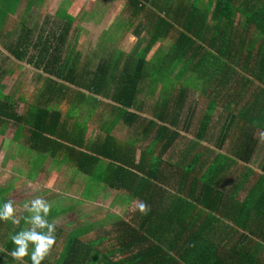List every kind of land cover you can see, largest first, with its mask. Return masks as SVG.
<instances>
[{"label": "trees", "instance_id": "1", "mask_svg": "<svg viewBox=\"0 0 264 264\" xmlns=\"http://www.w3.org/2000/svg\"><path fill=\"white\" fill-rule=\"evenodd\" d=\"M34 1L40 0H26L25 8ZM126 2L140 12L131 13L133 18L154 17L143 24L133 52L113 49L101 58L93 51L85 57L83 47H74L75 39L61 57L74 17L58 8L64 23L53 25L52 38L32 40L31 28L24 24L11 43L18 61L32 57L47 74L34 97L20 95L25 104L21 112L13 111L7 96L0 97L2 120L11 118L16 124L13 139H22L33 155L42 157L36 170L49 158L91 177L96 183L90 195L102 186L127 191L124 211L131 212L129 219L114 221V229H98L88 239L81 235L90 224L68 231L63 250L54 254L50 249L41 264H264L259 247L264 244V178L255 186L254 201V190L238 202L219 189L230 156L248 162L258 143L253 131L264 132V0ZM18 3L13 1L15 7ZM160 41L164 49L156 45ZM30 46L39 47L33 56H28ZM190 91L206 104L190 141L193 152L186 161H173L167 152L181 131L189 132L191 107L184 121L179 113ZM108 95L111 104L99 98ZM101 105L110 108L111 119L101 123L103 135L89 138L88 122ZM217 106H225L226 122L211 147L206 132ZM118 122L135 128L124 140L110 133ZM231 125L234 132L225 143ZM195 144L201 149L194 151ZM172 182L176 192L161 203L159 197L164 192L167 197ZM138 201L145 203L144 213L136 208ZM39 232L46 234V227ZM52 234L61 240V231L55 228ZM10 259L11 264H31Z\"/></svg>", "mask_w": 264, "mask_h": 264}, {"label": "rangeland", "instance_id": "2", "mask_svg": "<svg viewBox=\"0 0 264 264\" xmlns=\"http://www.w3.org/2000/svg\"><path fill=\"white\" fill-rule=\"evenodd\" d=\"M14 0H7L9 2L6 3L5 0H0V36L3 34V28L8 24L5 22V15H13V11L15 12L16 7L13 4ZM26 0H19V5L17 8V13L15 15V22H13L11 28L14 30L12 37L10 40L14 38L15 35H18L22 32L23 25L26 24L31 28V34L29 38L32 40H45L44 37H51V31L53 25L55 23L63 24V19L57 15L56 9L63 12L64 10L69 12L73 17L74 21H72L71 29L66 37L65 44L62 48L59 49L60 56L64 57L66 50L72 46V43L76 39V44L74 47H83L84 54L81 56L87 57L90 54L92 56V52L96 51L98 54H101V58L108 56L109 54H113V49H120L123 52H133L138 48V41L144 33V23L151 24V20L144 21H135L132 18V14L130 13V8L127 5L126 0H40L32 2L29 9L25 8ZM28 10V11H27ZM15 14V13H14ZM25 16V21L23 18ZM6 32V31H5ZM11 34V33H9ZM165 39H164V42ZM160 48L164 49L166 46L161 43H157ZM114 46V47H113ZM66 49V50H65ZM87 49V50H86ZM39 50V47L30 46L28 50V56H33ZM153 52H156L158 48L154 45L151 49ZM96 52L93 53V56L96 57ZM68 53V52H67ZM106 53V55H105ZM4 56L10 57L9 54H5L3 51H0V58ZM86 59V58H85ZM92 59V57H90ZM34 58H30V61L27 59L21 60L20 62L10 63L9 59L2 63V67L0 65V79L12 80V84L7 82L6 84L0 87V97L2 95H10L9 96V104L12 105V109L15 112H21L23 110V106L25 105L22 100L19 98L22 96H35L36 89H39L40 81L45 77L46 74L42 73L40 68H37L33 64ZM82 60L78 66L82 65ZM96 60L93 59L91 62L92 66L95 64ZM12 64V65H11ZM5 65H8L5 66ZM7 67V72H5V68ZM75 72L78 70L77 66H74ZM16 78L18 84L14 83L13 79ZM5 83L6 81H2ZM43 82V81H42ZM66 83V82H64ZM142 90L145 89L144 83L141 85ZM3 93V94H2ZM74 92L69 93V95H74ZM73 97V96H72ZM70 97V98H72ZM193 97L194 102L191 100ZM17 98V100H16ZM76 98V97H74ZM104 102H112L108 97L103 98L99 96ZM137 103H140L143 99V92L137 95ZM31 98L30 101H32ZM189 100H191L189 102ZM152 102V101H149ZM192 103V105H191ZM206 104L205 98L201 97L197 92L190 91L188 100L184 107L181 109L179 115L181 121H184L189 113V107H191V113L189 116V132L181 131V136L179 139L171 146L170 150L167 152L171 154V159L173 161H186L189 155L193 152L191 151V147L193 146L190 141L194 137V132L197 126V123L202 115L203 107ZM61 110L66 108V105L63 104L60 106ZM226 108L225 106H217L213 112L212 120L210 122L209 129L206 132V137L212 138L209 145H213L218 132L221 127L225 124L224 117L226 116ZM140 115L144 112V114L149 115L145 109H136ZM80 119L82 118V113H79ZM112 114L110 113V108L108 106L101 105L99 110L95 113V115L88 122V128L86 131V136L89 138H95L97 134L103 135V130L100 127L101 123L104 120L111 119ZM187 116V117H186ZM78 117V118H79ZM180 125L177 128H180ZM9 129L3 133V140L9 136V133L13 131L14 125H10ZM235 125L228 126V137L225 143H227L231 134H233V129ZM135 128L127 127L123 125V123L118 122L111 130V134L119 139L124 140V137H127L131 131H134ZM138 130V128H137ZM182 130V129H181ZM257 130V129H256ZM254 130L253 135L259 141L262 138V134L258 131ZM263 132V131H262ZM264 133V132H263ZM260 142V141H259ZM200 144L203 142H199ZM200 144H195L194 151L200 150L198 147ZM141 145H146V139L141 142ZM140 145V146H141ZM42 157L39 154L31 155V166L28 167L29 175H34L37 171L36 168L41 164L40 159ZM234 160V159H233ZM56 161L51 162L49 158L45 160L42 164L46 165L42 171L45 175L46 181L50 179V172H48L49 167L54 169L52 172L53 177L52 181L49 182L52 189L57 192V195L49 194L50 188H44L47 183L41 182L38 180L39 178H34L32 191L31 186L26 187L20 191V195H17L18 198L27 197L24 203H30V201L37 196H39L43 201L47 202L50 205V210L48 215H52L53 211L57 209H67L64 210L63 214L59 217H55L53 221L60 222V226L65 228L66 231H69L73 226H80L91 223L88 228L89 232L86 234H82L81 237L88 239L94 236L96 230H110L114 229V221L120 219L121 216L130 218V210L124 211L127 208L128 201V192L123 189H111L105 186L97 192L95 196H91L89 193L95 188V183L90 181L91 177H87V175L81 176L82 174L79 171L75 170V167H70L66 164H56ZM47 163V164H46ZM49 164V167L47 166ZM231 167V166H230ZM47 170V171H46ZM243 171V169L241 170ZM60 174V176H56ZM82 177L81 185L80 182L76 181L77 177ZM86 178V179H85ZM88 178V179H87ZM175 181V180H173ZM102 184H98L100 187ZM24 187V186H23ZM169 192L163 193V197H159L160 202L166 204L168 201V197L172 196L174 192H176L177 186L174 182L168 184ZM41 189H44L42 192ZM30 191V193H28ZM22 192V193H21ZM93 193L95 192L92 191ZM29 194V195H27ZM49 194V195H48ZM53 196V197H52ZM159 202V201H157ZM78 203V204H77ZM159 209L163 207V205H157ZM129 209H134V207H130ZM162 210V209H161ZM124 211V212H123ZM43 214V213H42ZM47 215V216H48ZM43 214V217H47ZM51 222V220H48ZM155 225H158L155 222ZM122 255H117L119 257Z\"/></svg>", "mask_w": 264, "mask_h": 264}, {"label": "crops", "instance_id": "3", "mask_svg": "<svg viewBox=\"0 0 264 264\" xmlns=\"http://www.w3.org/2000/svg\"><path fill=\"white\" fill-rule=\"evenodd\" d=\"M18 5L19 3L16 6L15 12L13 11L12 16L9 14L4 16V20L8 24L3 28V34L0 36V51H3L5 54H9L10 57L4 56L3 58H0L1 67L3 66L2 63L4 64L7 58L9 59L10 63L20 62L12 54L13 50H12L11 43L16 42L15 41L16 35L14 36L12 40H10V38L12 37V34L14 33V30L12 29L13 27L11 28V26L13 22H15L14 18L17 13ZM136 11H137V14H140L138 10L130 9V13H133ZM132 19L135 21L143 20L142 18H135V17ZM149 20L153 21L154 17ZM5 66L8 67V65H5ZM7 67L5 68L6 70L5 72H7ZM2 70H3V67H2ZM44 80L45 79L43 77V79L40 81V84L43 83ZM2 81H6V82L3 83ZM11 81H12L11 79L9 81V80L1 78L0 87L2 88V85L6 84L7 82H10L12 84ZM13 81L17 86L18 81L16 80V78H14ZM36 94H37V91L35 92V95ZM9 96H13V95L12 94L7 95L8 100L10 99ZM0 102H2V100H0ZM135 112L138 113L137 111ZM141 115L150 116V115L144 114V112ZM1 116L2 115L0 114V203H2L3 201H10L12 203V206L14 209L13 215L19 221V223L17 225H13L11 223V220L0 221V264H4V263L11 264L13 261L10 259L11 256L8 255V253L10 251L15 250L16 246L13 245L10 239H8L9 233H11L12 236H15L22 229L24 231H27L30 228H32V225L30 222L29 223L25 222V218H30L32 215V213L29 212L28 209L24 207V204H25L24 201H26L28 196L26 198L25 197L18 198L17 195H20V191L22 189L26 187L29 188V186H31V183H33L34 178H39V177L41 178H39L38 180H41V182H45L44 184L47 183V186L45 185L44 188L46 189L50 188L49 194L57 195V192L54 191V189H52L51 185H49V182L54 180L52 179L53 177L52 172H54V169H51V167H49V164L47 166L50 168L48 169V172H50V179L47 181H46L45 175L41 173L42 171H45V169L43 168L46 167V165H44V167L42 166L41 168H39L36 174L34 175L28 174V171H29L28 167L31 162L30 159H31L32 151L28 148L26 142H24L22 139L21 140L13 139V134L15 133V130H16L15 122L11 118L8 120H2ZM10 125H14L13 131L9 133V136L4 141L2 139L3 133H5L6 130L9 129L8 127H10ZM256 131L257 132L259 131L262 134V138L259 139L260 142L258 141L256 149L252 157L250 158V160L248 162H242L230 156L229 160L231 162L228 165L229 169L227 170V172H225L224 176L222 175L219 179V182H220L219 189L223 190V192L224 191L228 192V193H224L226 198L230 194H234L233 196L235 200H237L238 202L242 201L245 198L248 190L250 191L254 190L255 194L254 196H252V201H254L256 198L257 191H255V186L257 185V183H259L261 178L262 179L264 178V133L259 129H257ZM23 139H25V136L23 137ZM209 146L212 147L213 145H209ZM224 149H225V145L222 146L220 151L224 152ZM242 169L243 171H241ZM228 171H230L231 173ZM56 176L59 177L60 174H57ZM81 176L83 177L84 175L82 174ZM81 176L77 177L76 181L80 182V186L83 188V185H81V180H82ZM32 189H33V186H31L30 190L32 191ZM43 190L44 189H41L42 192H44ZM234 190H237V191L235 193H232L234 192ZM28 193H30V191H28ZM96 194L97 193L91 196H95ZM28 206L30 207V203H28ZM65 209H67L66 206H65ZM65 209H57L56 211H53L51 213L52 215H48L47 217H43V214L41 213V218L43 220H45L47 223H53L54 225L53 230L56 228L59 232L60 231L62 232L61 240L59 237L57 241H54V244L50 248L52 251H55L54 254H59V252L63 250L64 243H65L64 235H66L68 231H66L65 228L59 225L60 222H58V220L57 221H53V220L59 217L60 215H62ZM223 209L225 210L224 207ZM48 220H51V222H49ZM225 222L227 221L224 220L223 224ZM250 222L251 221H249V223ZM88 224L91 225V223H88ZM82 226L83 225L73 226L72 228H70V230L76 227L81 228ZM39 230H40L39 227L34 229V231H36L38 234L40 233ZM46 233H47V228H46ZM28 247L31 250L32 248L31 242H28ZM259 247L261 250V254L262 253L264 254V244H261ZM53 256H56V255H53ZM23 260L25 262L30 261L27 256L24 257Z\"/></svg>", "mask_w": 264, "mask_h": 264}, {"label": "clouds", "instance_id": "4", "mask_svg": "<svg viewBox=\"0 0 264 264\" xmlns=\"http://www.w3.org/2000/svg\"><path fill=\"white\" fill-rule=\"evenodd\" d=\"M83 90V89H82ZM24 207L32 213L30 218H25L26 223H31L32 228L27 231L23 229L15 236L9 233L8 239H10L15 245V250L10 251V255L14 261L23 262L24 257H28L31 264H41V261L45 258L51 246L54 244L55 236L53 233V223H47L41 218V213L45 216L48 215L50 205L43 201L39 196L30 201V207L28 203L24 204ZM136 208L144 213L146 211V205L143 201L136 203ZM14 209L10 201H3L0 203V221L11 220L13 225H17L19 221L13 215ZM47 228L46 234H38L34 231L35 228ZM28 242L32 243L31 250L28 247Z\"/></svg>", "mask_w": 264, "mask_h": 264}]
</instances>
